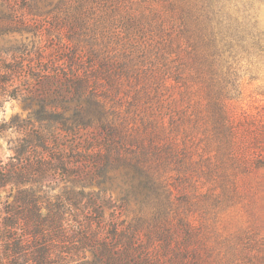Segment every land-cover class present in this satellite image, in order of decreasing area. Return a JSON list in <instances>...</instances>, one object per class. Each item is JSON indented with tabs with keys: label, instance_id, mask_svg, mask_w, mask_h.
<instances>
[{
	"label": "rangeland",
	"instance_id": "obj_1",
	"mask_svg": "<svg viewBox=\"0 0 264 264\" xmlns=\"http://www.w3.org/2000/svg\"><path fill=\"white\" fill-rule=\"evenodd\" d=\"M169 1L0 0V221L36 183L52 203L81 190L97 241L61 244L62 264H93L99 242L109 264H264V0H223L261 37L231 60L226 126L177 49ZM80 109L93 120L63 127ZM77 148L84 173L25 175Z\"/></svg>",
	"mask_w": 264,
	"mask_h": 264
},
{
	"label": "trees",
	"instance_id": "obj_2",
	"mask_svg": "<svg viewBox=\"0 0 264 264\" xmlns=\"http://www.w3.org/2000/svg\"><path fill=\"white\" fill-rule=\"evenodd\" d=\"M169 6L170 9L177 11L180 22L179 36L185 40V44L181 45L180 39L177 38V49L183 47L187 55L186 66L193 71L190 77L199 85V89L207 99V110L210 112L217 110L222 119L221 122L226 126L228 97L223 84L229 79L231 60L236 57L237 50L239 48L247 50L250 44L260 47L261 37L256 31V23L250 24L251 21H248L256 22V19L249 18L252 14L247 9V15H244L242 23L239 24L236 19H231L230 11L224 13L223 0H186V2L170 0ZM59 118L62 120V126L70 130L80 126L86 127L93 120L91 113L83 109L75 111L70 118L63 119L62 116ZM101 118L97 120L101 121ZM68 120L72 122L69 125L66 123ZM75 150L76 155L70 156V162L64 160V155L55 157L54 162L50 156L38 157L34 163H28L25 175L43 178L54 169H52L53 163H56L63 171L69 168L75 176L82 174L84 171L81 167H86L87 164L79 163L91 155H78L84 151L78 152V148ZM108 152H111V149ZM103 157L108 164L109 155H103ZM13 172L10 171L7 176L11 178ZM33 182L31 181V184ZM36 185L37 188L30 186L31 188L22 190L20 192L22 197H18L21 205L12 206L0 221V240L3 247L0 252V264H62L65 256L60 250L61 244L67 245L65 248L68 252H79V249L92 246L97 241L90 233L89 225L82 221L83 218L81 219L85 209L84 206L79 205L80 201H78V197L83 196L81 190L74 192L72 189L68 193L69 198L63 200L59 197V199L56 198L55 203H52L49 197L41 195L40 182ZM86 185L88 183L81 181L82 187ZM43 200L46 203H43ZM94 210L100 217L101 207L91 204L85 211V216L89 219L88 213ZM69 222H72L70 224L72 228L67 226ZM18 227L20 232L17 231ZM109 249L101 242L97 243L93 252V264H109L110 261L107 260L110 255ZM121 255H125L124 248L121 250Z\"/></svg>",
	"mask_w": 264,
	"mask_h": 264
}]
</instances>
